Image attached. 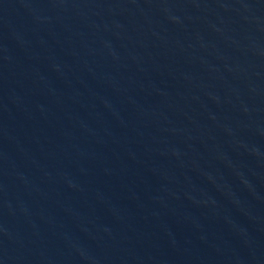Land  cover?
<instances>
[{
    "label": "water",
    "instance_id": "obj_1",
    "mask_svg": "<svg viewBox=\"0 0 264 264\" xmlns=\"http://www.w3.org/2000/svg\"><path fill=\"white\" fill-rule=\"evenodd\" d=\"M0 264H264V0H0Z\"/></svg>",
    "mask_w": 264,
    "mask_h": 264
}]
</instances>
